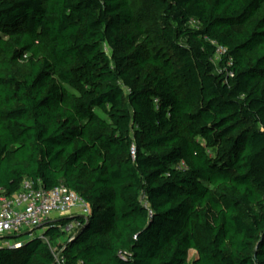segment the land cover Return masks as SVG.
Instances as JSON below:
<instances>
[{"label": "trees", "instance_id": "1", "mask_svg": "<svg viewBox=\"0 0 264 264\" xmlns=\"http://www.w3.org/2000/svg\"><path fill=\"white\" fill-rule=\"evenodd\" d=\"M27 179L90 213L0 264H264V0H0V188Z\"/></svg>", "mask_w": 264, "mask_h": 264}, {"label": "built area", "instance_id": "2", "mask_svg": "<svg viewBox=\"0 0 264 264\" xmlns=\"http://www.w3.org/2000/svg\"><path fill=\"white\" fill-rule=\"evenodd\" d=\"M191 23L198 25L196 20ZM226 50L219 47L216 58ZM132 154L136 155L134 147ZM22 184L21 189L11 195L0 188V242H11L8 238L24 235L34 229L42 230L46 223L61 217L90 213V205L65 184L50 189L36 187L29 179ZM74 227L69 225L65 229L70 232Z\"/></svg>", "mask_w": 264, "mask_h": 264}, {"label": "rangeland", "instance_id": "3", "mask_svg": "<svg viewBox=\"0 0 264 264\" xmlns=\"http://www.w3.org/2000/svg\"><path fill=\"white\" fill-rule=\"evenodd\" d=\"M143 15L146 18V25H148L150 28H156V26L161 23L160 18L148 10H144ZM68 216H71V215H68ZM35 236H39L41 238H44V229L41 230L39 228V230L34 229L30 232L28 231V233L18 237V238H20L18 242H22L23 240L27 239L28 237H35ZM45 240H47V239H45ZM15 242H17V241L14 239L11 241V243H15ZM53 250L57 251L56 244L53 245ZM195 256H196V251L191 250L190 254H189L190 262L193 261Z\"/></svg>", "mask_w": 264, "mask_h": 264}, {"label": "water", "instance_id": "4", "mask_svg": "<svg viewBox=\"0 0 264 264\" xmlns=\"http://www.w3.org/2000/svg\"><path fill=\"white\" fill-rule=\"evenodd\" d=\"M0 246H2V247H8V248H15V247H19V246H21V242H15V243H11V242H5V241H1L0 242Z\"/></svg>", "mask_w": 264, "mask_h": 264}]
</instances>
